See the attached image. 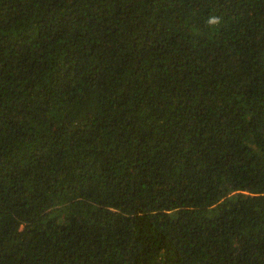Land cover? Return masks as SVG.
Returning a JSON list of instances; mask_svg holds the SVG:
<instances>
[{
  "label": "trees",
  "instance_id": "obj_1",
  "mask_svg": "<svg viewBox=\"0 0 264 264\" xmlns=\"http://www.w3.org/2000/svg\"><path fill=\"white\" fill-rule=\"evenodd\" d=\"M0 264H264V0H0Z\"/></svg>",
  "mask_w": 264,
  "mask_h": 264
}]
</instances>
